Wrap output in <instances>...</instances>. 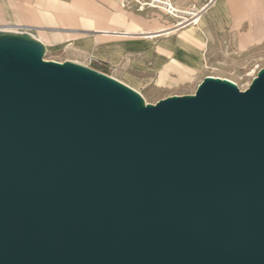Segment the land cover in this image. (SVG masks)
Listing matches in <instances>:
<instances>
[{
  "label": "water",
  "instance_id": "water-1",
  "mask_svg": "<svg viewBox=\"0 0 264 264\" xmlns=\"http://www.w3.org/2000/svg\"><path fill=\"white\" fill-rule=\"evenodd\" d=\"M0 32V264H264V67L146 103Z\"/></svg>",
  "mask_w": 264,
  "mask_h": 264
},
{
  "label": "crops",
  "instance_id": "crops-1",
  "mask_svg": "<svg viewBox=\"0 0 264 264\" xmlns=\"http://www.w3.org/2000/svg\"><path fill=\"white\" fill-rule=\"evenodd\" d=\"M235 2L236 0H204L195 9L199 17L191 16L188 24L193 26L187 25L177 38V44L185 51V62L189 67H194V58L201 57L203 50L195 44L205 45L207 51L209 39L223 29L230 30V40L237 41L240 49L264 36V0H244V14L234 16L231 6ZM81 5L85 8L82 9ZM244 20L249 25L246 30H241ZM0 26L30 31L47 49L60 44L65 48L70 46L77 62H84L91 68L104 62L109 64L107 57L101 56L104 53L112 54L113 64H118L124 51L141 45L138 41L124 40L128 36L122 35L123 31L136 29L144 34L148 33L146 30L149 28L164 30L156 20H146L141 13L121 9L113 0H0ZM226 26H229L228 30ZM146 38V42L152 44V36ZM166 38L167 35L157 36L154 43L161 44ZM171 44L169 42L166 45L171 47ZM156 53V68L161 63L172 60L161 47L156 49ZM135 66L142 68L143 65L139 63ZM125 76L139 79L129 73Z\"/></svg>",
  "mask_w": 264,
  "mask_h": 264
},
{
  "label": "rangeland",
  "instance_id": "rangeland-1",
  "mask_svg": "<svg viewBox=\"0 0 264 264\" xmlns=\"http://www.w3.org/2000/svg\"><path fill=\"white\" fill-rule=\"evenodd\" d=\"M100 2V0H98ZM114 2L119 5L116 0ZM140 1V2H139ZM146 1V2H144ZM172 4L180 9L191 11L198 9L204 0H170ZM200 2V3H199ZM141 3V4H140ZM142 3H153L152 0H138L135 2L129 0L128 4L124 5L121 9L133 11L134 13H141L144 15L146 20L154 21L160 25L163 31L149 28L146 30L148 33H139L138 30L130 29L123 31L121 34L128 37L123 38L124 40L138 41L141 45L134 46L127 51H124L119 58L118 64H113L112 54L104 53L101 56L107 57L109 64L106 62L95 65L93 69L102 72L110 77L122 81L126 84H130L126 78V73L136 76L141 82L135 87L136 90L146 103L154 104L157 101L170 97L173 95H189L193 94L196 90L197 85L202 81L205 76H222L235 81L238 88L242 91L245 90L250 84L257 71L264 67V36L258 41H254L247 45L245 48L240 49L237 45V41L230 40L229 31L224 29L209 39L207 51L205 53V64L197 65L194 69L189 67L185 62V51L180 48L177 44V38L182 31L184 26L180 29L176 26L177 21L171 18L170 15H166L158 8H153L148 5H144V9L140 7ZM103 6L106 4L101 2ZM235 4V5H234ZM231 6L232 15H243L245 10L244 0H236ZM82 9L85 6H80ZM190 18V15H186ZM191 21H187L188 24ZM248 21L244 20L242 23L241 30L248 28ZM229 26H226L228 30ZM179 30V31H178ZM22 32L31 33L27 30H19ZM174 33V34H173ZM173 34L172 36H169ZM152 36V44L146 42V37ZM160 35H167V38L161 43H154V39ZM172 42L171 47L166 44ZM63 44L46 47L44 60L47 61H74L86 65L84 62H77V58L73 55L74 52L69 47H63ZM72 47V46H71ZM166 52L170 59L174 60L182 68L187 69L184 74H178L175 70H170L169 79L166 81L159 82L158 75L159 70L167 65L163 62L156 68V49L160 48ZM136 50V51H134ZM141 63L142 68H137L135 65ZM90 67V66H89ZM181 73V72H180ZM120 81V82H121Z\"/></svg>",
  "mask_w": 264,
  "mask_h": 264
},
{
  "label": "bare ground",
  "instance_id": "bare-ground-1",
  "mask_svg": "<svg viewBox=\"0 0 264 264\" xmlns=\"http://www.w3.org/2000/svg\"><path fill=\"white\" fill-rule=\"evenodd\" d=\"M118 3L119 1H122V0H116ZM135 2H138V0H133ZM140 2V1H139ZM146 2V1H144ZM141 4V3H140ZM162 4V3H161ZM120 7L121 8H124V5L122 3H119ZM144 5H148L150 7H153V8H158L160 9L163 13H165L166 15H170L172 19H174L175 21H177L176 23V26L179 27V28H182L184 26H193V24H185L188 20H190V18H187L186 15H190V16H196V17H199L198 13H196L195 9L191 10V11H188V10H183V9H179L177 8L176 6H174L172 4V2L170 0H167L163 3V5H156V4H153V3H142V6L140 7L141 10L144 9ZM264 20V18H263ZM198 20L196 19V22L195 24H197ZM194 24V25H195ZM10 27V26H8ZM8 27H5V26H0V32H6V33H22V32H19L15 29H12V28H8ZM19 28V27H18ZM178 28V29H179ZM27 33V32H26ZM32 38L36 39L35 37H33L30 33H28ZM181 37H183V35H180ZM37 40V39H36ZM39 41V40H38ZM41 42V41H40ZM195 46L197 47H202L203 50H202V53H201V57H198V58H194V62H192V65L191 68L193 67V69L197 66V65H206L205 64V52H206V46L204 45H200V43L198 45L195 44ZM197 47V48H198ZM242 48H245L242 46ZM201 50V49H200ZM45 51H46V47H45ZM207 66V65H206ZM170 70H175L177 71L178 74H184V72L187 70L185 68H182L179 64H177L176 61L174 60H171L170 62L167 63V65L165 67H163V69H161L160 73H159V82H161V84L163 83V81H166L169 79V72ZM181 72V73H180ZM211 77H218V78H221V79H227L233 83H236L235 81L229 79V78H225V77H222V76H211ZM113 78V77H112ZM115 79V78H114ZM129 83L130 84H126L124 82H122L121 80V83L127 85L128 87L132 88V89H135V87L141 82V80L139 79H136V78H127ZM117 80V79H116ZM136 91V90H135ZM141 94V93H140Z\"/></svg>",
  "mask_w": 264,
  "mask_h": 264
},
{
  "label": "built area",
  "instance_id": "built-area-1",
  "mask_svg": "<svg viewBox=\"0 0 264 264\" xmlns=\"http://www.w3.org/2000/svg\"><path fill=\"white\" fill-rule=\"evenodd\" d=\"M153 2H154V4H156V5H163V3L165 2V1H167V0H152ZM128 2H129V0H122L121 1V3L123 4V5H127L128 4ZM162 3V4H161ZM19 32H22V31H19ZM240 89V88H239ZM241 90V89H240Z\"/></svg>",
  "mask_w": 264,
  "mask_h": 264
}]
</instances>
